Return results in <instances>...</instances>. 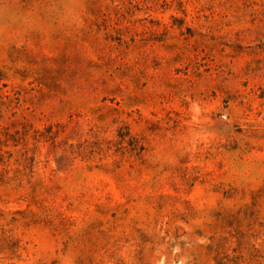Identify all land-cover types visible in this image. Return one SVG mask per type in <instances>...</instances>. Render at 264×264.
I'll list each match as a JSON object with an SVG mask.
<instances>
[{"label":"rangeland","instance_id":"1","mask_svg":"<svg viewBox=\"0 0 264 264\" xmlns=\"http://www.w3.org/2000/svg\"><path fill=\"white\" fill-rule=\"evenodd\" d=\"M0 264H264V0H0Z\"/></svg>","mask_w":264,"mask_h":264}]
</instances>
